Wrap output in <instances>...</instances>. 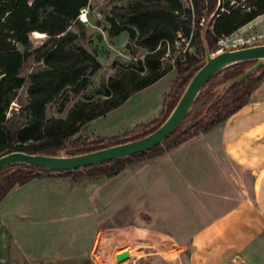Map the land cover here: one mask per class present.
Wrapping results in <instances>:
<instances>
[{"label":"trees","instance_id":"16d2710c","mask_svg":"<svg viewBox=\"0 0 264 264\" xmlns=\"http://www.w3.org/2000/svg\"><path fill=\"white\" fill-rule=\"evenodd\" d=\"M191 3L192 9L184 7L181 0H129L125 5L113 6L106 16L107 35L115 38L127 33L134 46L143 50L142 57L128 64L113 60L112 73L88 95L83 92L101 69L96 55L79 42L85 37V26L78 21V16L88 6V0H0V155L12 151L76 155L135 140L155 130L204 61L201 19L215 13L204 35L210 52L214 53L219 49L221 38L230 37L264 14V0L250 1L249 10L232 8L229 0H191ZM34 31L46 36L36 47L31 38ZM178 32L183 37L192 34L194 51L171 64L163 60L165 45L173 42ZM29 58L42 66L24 77L21 71ZM253 63L233 64L215 74L173 133L148 151L74 171H56L27 164L1 169L0 201L15 186L35 178L68 177L72 181L82 177L112 178L131 164L162 156L207 132L240 110L253 89L263 81L264 64L259 73L227 87L210 105L221 84L241 74ZM172 68L176 70V77L162 95V110L156 118L111 137L86 134L74 138L88 122L121 106L131 95L153 84ZM26 81L29 82L27 103L22 108L25 122L11 128L5 111L16 90ZM78 96L82 98L72 103L71 98ZM53 104H58V111H66V115L46 117L47 107Z\"/></svg>","mask_w":264,"mask_h":264},{"label":"rangeland","instance_id":"374dc122","mask_svg":"<svg viewBox=\"0 0 264 264\" xmlns=\"http://www.w3.org/2000/svg\"><path fill=\"white\" fill-rule=\"evenodd\" d=\"M128 1L88 0V6L84 8V12H87V21L82 22L78 18V21L85 26V37L79 40L80 44L93 52L101 63V69L94 74L92 84L83 94H92L107 79L113 71L111 67L113 60L128 64L137 57H142V51L128 39L127 33L110 38L106 32L108 28L106 16L109 15L112 7L125 5ZM263 31L264 20L256 19L235 31L230 38L247 39ZM31 38L33 46L36 47L45 40L46 36L45 34L36 36L31 33ZM127 43L129 47H126ZM252 43L262 44L263 41L254 40ZM41 66V63L29 58L23 66L21 75L26 77ZM164 84L162 81L133 94L118 108L87 123L79 133L74 135V138L86 134L95 137H111L150 122L157 117L161 109V93L165 91ZM28 86L29 82L26 81L16 90L13 101L5 111L11 128L19 127L25 122V112L22 108L27 103ZM80 98L82 96L71 98V102ZM65 115L66 111L62 113L58 111V104L47 107L46 117ZM192 153L194 155L195 151ZM174 154L170 162L166 161V165L152 164L148 169L150 159H144L127 166L112 178L103 176L87 178L93 185H90V189L86 187L89 198L80 200L82 202L72 210L73 213L69 212L68 208L65 211L70 204L71 198H68L60 203L62 205H60V216L55 218L45 216L41 219L37 215L38 217L34 218L31 225L27 226L25 233L27 240L29 238L31 240L29 244L1 242L0 264H71L73 256L82 255L83 251L90 257L98 256L100 261L105 263L109 255H113L116 250L127 245H137V247H129L130 261L126 260L123 264H163L170 261L172 264H180L181 259H189L191 252L195 253V249L190 245L194 235L192 231L199 228L204 219H208V216L201 214L203 198L209 200L204 202L208 209L213 202L207 199L208 196L197 191L195 184L204 179L207 181V177L201 170L196 172L191 166L188 169L178 164L175 160L177 153ZM191 171L196 172L194 177L190 175ZM128 174L136 176L139 188L143 189V192H138L136 196H130L131 198L126 200L122 197L132 193L130 188L135 182L134 178L129 180ZM145 174L148 184L145 183ZM152 179L157 180L155 186L149 185L152 184ZM94 181H97V184ZM167 181L170 182L166 184ZM105 198L106 204H104ZM159 212L164 213L162 218L164 222L158 218L156 222L148 223L149 215L153 216ZM154 227L156 232L153 231ZM181 228L186 232H179ZM175 240L180 241L182 246H175L166 253L163 248L154 247ZM83 244L85 247H82ZM189 246H192V249ZM251 253L249 264H264V246L254 245ZM36 259L40 261L37 262ZM220 259L222 257L216 262ZM217 264L234 263L223 259Z\"/></svg>","mask_w":264,"mask_h":264},{"label":"crops","instance_id":"0c3cea01","mask_svg":"<svg viewBox=\"0 0 264 264\" xmlns=\"http://www.w3.org/2000/svg\"><path fill=\"white\" fill-rule=\"evenodd\" d=\"M175 77L176 70L172 68L149 85H157L162 81L165 83L159 113L162 110V95L169 90L170 83ZM174 153H177L175 160L178 164L188 169L191 166L196 172L201 170L207 177V181L204 179L195 184L197 191L208 196L207 199L213 202L208 209L204 202L209 200L203 198L201 214L208 216V219H204L200 227L192 231L194 235L190 245L195 249V253L191 252L189 259H181L180 264H217L223 259L234 264H249L253 246H264V79L253 89L247 103L240 110L207 132L187 140L162 156L150 159L147 168L149 169L152 164L166 165V161L170 162ZM196 172L191 171L190 175L194 177ZM128 176L129 180L134 178L135 182L130 188L132 193L122 197L126 200L136 196L138 192H143V189L139 188L136 176L132 174ZM210 176L212 178H209ZM87 178L82 177L77 181H72L68 177L35 178L11 189L0 201V244L7 241L12 244L17 242L29 244L31 240L30 238L27 240L25 235L27 226L31 225L37 215L41 219L45 216L49 218L60 216V203L64 199L71 198L65 211L68 208L69 212L73 213L72 210L78 207L80 202L89 198L87 190L92 183L90 184ZM144 179L148 184L146 174ZM94 182L97 184V181ZM156 182L157 180L152 179V184L149 185L155 186ZM91 195L96 197L94 194ZM104 202L106 204V198ZM158 218L164 222L162 220L164 213L149 215L148 223L152 224ZM153 231L156 232L155 227ZM182 231L186 232L181 228L179 232ZM179 242L175 240L154 247L163 248L166 253L175 246L181 247L182 243ZM131 246L137 247V245L121 247L113 255H109L105 263L123 264L126 260L130 261L128 257ZM192 246L189 248L192 249ZM123 254H128V257L121 260L120 256ZM244 254L243 258L241 255ZM214 257L222 259L216 262L218 258ZM171 262L163 264H172ZM105 263H102L98 256L90 257L84 251L82 255L73 256L71 260V264Z\"/></svg>","mask_w":264,"mask_h":264},{"label":"water","instance_id":"95a60500","mask_svg":"<svg viewBox=\"0 0 264 264\" xmlns=\"http://www.w3.org/2000/svg\"><path fill=\"white\" fill-rule=\"evenodd\" d=\"M214 14V12L210 14L202 25L201 38L204 48V61L187 82L167 117L155 130L135 140L76 155L52 156L12 151L0 155V170L15 164H27L37 168L56 171H74L87 166L129 157L162 144L179 126L200 91L215 74L233 64L249 61L254 62L246 67L241 74L221 84L217 88L218 93L210 105L224 93L227 87L259 73L260 67L264 64V43L211 53L204 35L210 27V22ZM126 47H129V43L126 44ZM127 257L128 254H123L120 256V259L122 260Z\"/></svg>","mask_w":264,"mask_h":264},{"label":"built area","instance_id":"2783aa9c","mask_svg":"<svg viewBox=\"0 0 264 264\" xmlns=\"http://www.w3.org/2000/svg\"><path fill=\"white\" fill-rule=\"evenodd\" d=\"M181 1L183 2L184 7L192 9L191 0H181ZM250 1H253V0H229V5L232 8L238 7L241 9L249 10V8H250L249 2ZM78 18L82 22H86L87 21V12L86 11L84 12V9H82L80 11ZM256 19L264 20V14L257 16L254 20H256ZM254 20H252V21H254ZM252 21H251V23H252ZM204 22H205V18H202L200 24L203 25ZM191 37H192V34L189 35L188 37H183L182 33L178 32L177 38L173 42L166 43V45H165L166 50H165L163 60L166 62L169 61L171 64H173L177 60L182 59L186 55L187 52H192L193 47L191 45ZM231 38L230 37L221 38L218 41L219 49L217 51H222L224 49L227 50V48H228V50H230V49H236V48H240V47L255 45L256 43H252V42H254V40H260V41H263V43H264V31L259 33V34L254 35V36H251L250 38H247V39H243V38L234 39L233 37H231ZM230 39H231V41H230ZM250 42H251V44H249ZM238 45H239V47H238Z\"/></svg>","mask_w":264,"mask_h":264},{"label":"bare ground","instance_id":"6f19581e","mask_svg":"<svg viewBox=\"0 0 264 264\" xmlns=\"http://www.w3.org/2000/svg\"><path fill=\"white\" fill-rule=\"evenodd\" d=\"M33 33V35H36V36H42L44 33H41V32H38V31H34V32H32Z\"/></svg>","mask_w":264,"mask_h":264}]
</instances>
